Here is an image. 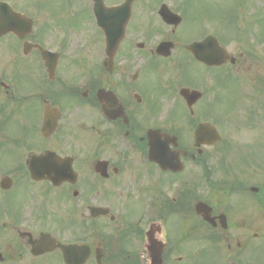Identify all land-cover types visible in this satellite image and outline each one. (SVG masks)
Instances as JSON below:
<instances>
[{
	"label": "flooded vegetation",
	"instance_id": "obj_1",
	"mask_svg": "<svg viewBox=\"0 0 264 264\" xmlns=\"http://www.w3.org/2000/svg\"><path fill=\"white\" fill-rule=\"evenodd\" d=\"M3 20L0 264H152L153 250L210 264L195 261L204 233L220 264H264V0H0ZM210 36L220 67L188 50ZM48 104L59 119L44 137ZM206 123L218 149L196 147ZM150 133L173 139L161 145L179 172L150 160Z\"/></svg>",
	"mask_w": 264,
	"mask_h": 264
},
{
	"label": "water",
	"instance_id": "obj_2",
	"mask_svg": "<svg viewBox=\"0 0 264 264\" xmlns=\"http://www.w3.org/2000/svg\"><path fill=\"white\" fill-rule=\"evenodd\" d=\"M205 46H203V53L199 56H197L199 58V60H202L203 62L209 64V65H219L221 64L220 57L219 55L224 54V51H222L217 44H213L211 45L210 49H204ZM214 48V50H213ZM196 55V54H195ZM193 96L199 97L198 94H189L188 92L184 93V97L186 98L187 102L189 105L193 104V102L195 101L193 99ZM194 100V101H193ZM103 111L105 112L106 115L109 116V108L107 106L106 101L103 102ZM49 125V123H47V126ZM220 139L219 135L217 134V132L215 131V129H213L211 126H204L201 127L197 133H196V142H197V146H200L202 144H213L215 142H217ZM156 139L153 137L151 139L150 142V158L151 160H153L154 162H157L158 164H160L164 170L167 169V166H171L170 163L167 162V160H164L163 157H161L158 154V149H157V145H156ZM167 159H171V156H167ZM173 167V166H172ZM170 167V168H172ZM155 246V245H152ZM154 254V253H153ZM152 261L154 263H158V257L157 254L152 255Z\"/></svg>",
	"mask_w": 264,
	"mask_h": 264
},
{
	"label": "rangeland",
	"instance_id": "obj_3",
	"mask_svg": "<svg viewBox=\"0 0 264 264\" xmlns=\"http://www.w3.org/2000/svg\"><path fill=\"white\" fill-rule=\"evenodd\" d=\"M261 3H262V0H259V7L261 8ZM261 29V27H259V29H258V31ZM261 75H263V72H261V71H259V76H261ZM245 113H247L248 114V111H245L244 112V115H245ZM235 119V118H234ZM212 149H218V147H216V145H215V147H213Z\"/></svg>",
	"mask_w": 264,
	"mask_h": 264
}]
</instances>
